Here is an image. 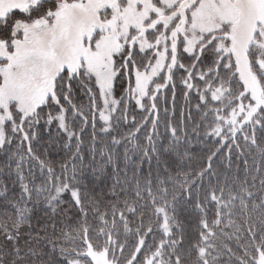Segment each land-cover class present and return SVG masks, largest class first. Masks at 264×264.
Instances as JSON below:
<instances>
[{
    "label": "snow or ice",
    "instance_id": "1",
    "mask_svg": "<svg viewBox=\"0 0 264 264\" xmlns=\"http://www.w3.org/2000/svg\"><path fill=\"white\" fill-rule=\"evenodd\" d=\"M250 157L264 0H0V264H264Z\"/></svg>",
    "mask_w": 264,
    "mask_h": 264
},
{
    "label": "trees",
    "instance_id": "2",
    "mask_svg": "<svg viewBox=\"0 0 264 264\" xmlns=\"http://www.w3.org/2000/svg\"><path fill=\"white\" fill-rule=\"evenodd\" d=\"M178 103H183V101L182 100H178ZM160 131H161V137H164L166 135L165 131H164V128L161 127ZM166 142L167 141H165V143ZM187 149H188L189 158H185L182 162H175L174 163V157L173 156L166 155V154H163V153L161 154V160L162 161H165V160L168 161L170 164L173 165V168L182 166L184 168V170L196 169L199 166L201 157L207 151V146L203 142L198 143L196 141V138L192 137V142H191L190 145L187 146ZM122 151L123 150L121 149V156H120V159H119V170H120V173H121V179L123 180L124 179L123 171H124V168H125V164L123 162ZM63 158L66 159L67 157H63ZM96 160H97V167H98L99 164L102 163V161L100 160L99 155H97ZM235 162L236 161H235V158H234V165H235ZM159 166L162 169L163 168V163H161ZM257 166H259L261 168V178H264V161H262L259 157H257L255 160H253L250 157L249 158V167H250V171H251L252 175H255V168ZM156 168H157V161L155 159H153L152 162H151V170L153 171V173L155 172ZM149 170H150L149 169V163L147 161H145L144 164H143V174L147 175ZM133 171L134 170H133L132 167L128 168V178L129 179H131V177L133 175ZM87 174L91 175V169L87 170ZM111 177H112V169L111 168L108 169L107 173L105 174V177H101L99 175V173H97L96 179H97L98 183L96 185L89 184L88 191H92L93 188H95V192H96V195H97L98 198H99V194L101 192H104L105 195H106L107 194V187L110 186V184H111ZM101 180H104L105 182L99 183V181H101ZM9 186L11 187V185H9ZM257 187H259L258 183H257ZM16 194L18 195V193H16ZM107 199L111 200L112 197L108 196ZM101 210H104V205H101ZM10 211L11 210H9V212ZM69 215H71V214H69ZM44 216H45V213L43 211V208H38L36 210L34 218L32 220V225H33L34 228L40 227V223H38V220H43ZM62 220H63V218H62ZM59 227H64V222H62L59 225ZM65 230L66 231L70 230V227L65 228ZM21 243L23 244V241ZM2 245H3V240H2V238H0V246H2ZM40 247L43 248L47 252V255L44 258L45 261H48V259H51L52 258V253H51L50 246L41 245ZM9 250H10V246H9ZM55 258L57 260L59 259V253L58 252L55 254Z\"/></svg>",
    "mask_w": 264,
    "mask_h": 264
}]
</instances>
